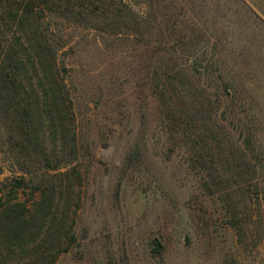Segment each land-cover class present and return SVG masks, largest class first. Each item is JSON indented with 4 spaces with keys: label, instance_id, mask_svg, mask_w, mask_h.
<instances>
[{
    "label": "rangeland",
    "instance_id": "1",
    "mask_svg": "<svg viewBox=\"0 0 264 264\" xmlns=\"http://www.w3.org/2000/svg\"><path fill=\"white\" fill-rule=\"evenodd\" d=\"M155 1L149 43L60 23L78 150L69 163L34 175L41 191L53 194L39 236L44 244L0 264H264V198L259 213L249 208L242 216L250 231L239 237L223 202L239 189L205 188L204 176L189 166L193 155L214 158L216 150L192 148L183 135L172 139L142 80L150 65V75L190 69L201 88L206 75L221 89L222 80L233 81L245 112L231 121L212 97L203 124L222 129L235 146L249 138L247 158H264V17L244 0ZM0 172V181L21 177L1 153ZM255 181L264 185V166ZM35 197L41 200L39 191Z\"/></svg>",
    "mask_w": 264,
    "mask_h": 264
},
{
    "label": "trees",
    "instance_id": "2",
    "mask_svg": "<svg viewBox=\"0 0 264 264\" xmlns=\"http://www.w3.org/2000/svg\"><path fill=\"white\" fill-rule=\"evenodd\" d=\"M156 3L155 0H0V153L4 162L12 164L21 174L19 180L0 181V251L4 254L1 261L10 260L13 255L23 258L30 249H40L44 244L39 236L48 222L53 194L41 191L40 178L36 180L34 175L69 163L78 150L68 70L59 55L67 45L58 29L60 23L149 43ZM135 6H144V10L139 12ZM162 17L165 19L164 13ZM174 66L166 67L172 70ZM149 67H143L142 80L148 79V86L169 121L172 139L176 141L183 135L192 148L216 150L214 158L195 154L189 164L204 176L205 188L215 187L223 192L227 186L235 185L239 189L234 196L238 194L241 199H236L235 204H230L234 196L229 193L223 202L227 204L231 226L244 238L250 230L242 216L249 208L259 213V198H264V185L255 181L257 172L263 170L264 158L252 156L249 160L245 150L253 146L252 141L244 138L238 146L225 142L222 129L203 124L202 113L214 97L221 114L231 121L239 120L238 115L245 111L236 103L234 82L222 80L221 89V83L206 75L202 76L204 88H201V77L190 69L175 76L156 72L150 75L145 71ZM211 85L215 87L212 94L207 93ZM185 104L192 111L186 110ZM227 146L232 147L231 153L222 151ZM239 147L240 151L234 153L233 149ZM28 183L36 186L22 200L20 192ZM248 183L252 187L245 189ZM38 191L40 201L35 197Z\"/></svg>",
    "mask_w": 264,
    "mask_h": 264
},
{
    "label": "crops",
    "instance_id": "3",
    "mask_svg": "<svg viewBox=\"0 0 264 264\" xmlns=\"http://www.w3.org/2000/svg\"><path fill=\"white\" fill-rule=\"evenodd\" d=\"M250 7L258 11L264 17V0H244Z\"/></svg>",
    "mask_w": 264,
    "mask_h": 264
}]
</instances>
